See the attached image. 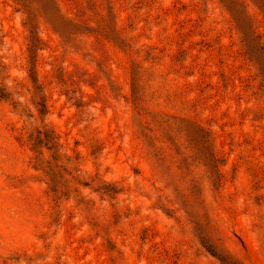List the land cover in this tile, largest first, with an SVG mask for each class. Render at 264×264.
<instances>
[{
	"label": "rangeland",
	"instance_id": "1",
	"mask_svg": "<svg viewBox=\"0 0 264 264\" xmlns=\"http://www.w3.org/2000/svg\"><path fill=\"white\" fill-rule=\"evenodd\" d=\"M17 2L0 0V264H264L259 9L252 44L229 0Z\"/></svg>",
	"mask_w": 264,
	"mask_h": 264
},
{
	"label": "trees",
	"instance_id": "2",
	"mask_svg": "<svg viewBox=\"0 0 264 264\" xmlns=\"http://www.w3.org/2000/svg\"><path fill=\"white\" fill-rule=\"evenodd\" d=\"M12 1H15V3H18L17 0H12ZM249 2H251L252 6H254L255 8H257V10L259 9V11L262 13V20L264 21V0H258L260 2V5H261V8L262 10L260 9L259 6L255 5L251 0H248ZM233 2V3H232ZM229 3H232L233 4V7H235V11L237 13V17L239 18V21L246 27V29L248 30V34H249V40L252 44H254L255 42L253 40H255L256 36H257V28L259 27L258 25H255V21H257L255 19V15L253 12H250V8L248 6V2H245V0H229ZM231 4V5H232ZM234 9V8H233ZM229 11V10H228ZM55 13L57 15V18L58 20L65 26V27H72L73 26V21L71 18H68L66 17L65 15H62V13L60 12L59 8L56 7L55 9ZM37 41V40H36ZM253 46V45H252ZM246 47V45H245ZM251 51H252V47H251ZM253 53L255 52L256 53V50H253L252 51ZM243 54L247 55V52H243ZM260 57H261V62H262V71L264 72V54L263 53H260ZM251 60V59H249ZM5 88L6 87H2L0 88V98L3 99V100H6L7 96L9 95V92H6L5 91ZM16 104H14L13 102V108L15 107ZM39 107L43 108V107H46L45 106V103H38L37 104ZM38 112L41 113V111H39L38 109ZM161 114V113H159ZM30 116V115H29ZM196 128H198V130L201 131V127L198 126L196 124ZM25 134L27 133L26 130L23 131ZM42 137H41V140H44L46 143H49L51 145H55V138L54 136L51 134V131H49L48 129H43L41 131L38 132ZM25 140L30 144V148L31 150L34 152V156L33 158L34 159H38V156L41 155V152H38L36 150L33 149V143L32 141L34 139H32L31 135L30 134H26L25 135ZM204 149H206V152H207V147L205 146H209L207 145V142H204ZM46 149H49L48 147H45ZM210 150H208L209 152ZM210 154V157L211 158H214V154L211 153V151L209 152ZM204 229L207 231V232H210L211 231V225L209 224V221H206L205 225H204Z\"/></svg>",
	"mask_w": 264,
	"mask_h": 264
}]
</instances>
